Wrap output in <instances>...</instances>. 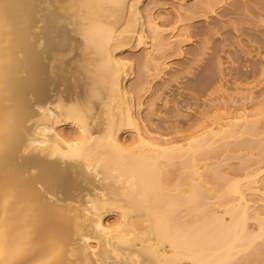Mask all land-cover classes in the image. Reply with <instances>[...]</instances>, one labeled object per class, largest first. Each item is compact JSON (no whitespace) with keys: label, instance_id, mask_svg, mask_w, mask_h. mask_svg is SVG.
Returning a JSON list of instances; mask_svg holds the SVG:
<instances>
[{"label":"bare ground","instance_id":"bare-ground-1","mask_svg":"<svg viewBox=\"0 0 264 264\" xmlns=\"http://www.w3.org/2000/svg\"><path fill=\"white\" fill-rule=\"evenodd\" d=\"M231 1L0 0V264H264V102L180 138L145 112Z\"/></svg>","mask_w":264,"mask_h":264},{"label":"rangeland","instance_id":"rangeland-1","mask_svg":"<svg viewBox=\"0 0 264 264\" xmlns=\"http://www.w3.org/2000/svg\"><path fill=\"white\" fill-rule=\"evenodd\" d=\"M163 12L172 26L176 16ZM182 24L190 38L184 53L178 55L175 48L165 52L173 69L157 79L145 97V112L156 99L152 130L170 138L188 135L218 109L238 108L249 95L254 98L246 103L250 112L264 102V0H252L246 8L240 0H232L217 14L199 11ZM140 55L141 50L132 57ZM136 72H141L138 62ZM243 153L230 150L223 156H235L228 162L238 167Z\"/></svg>","mask_w":264,"mask_h":264}]
</instances>
